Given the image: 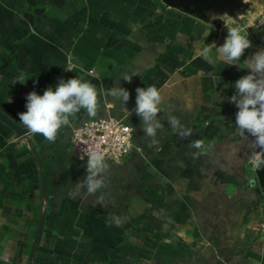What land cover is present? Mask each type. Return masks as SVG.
Returning <instances> with one entry per match:
<instances>
[{
  "label": "crops",
  "instance_id": "crops-1",
  "mask_svg": "<svg viewBox=\"0 0 264 264\" xmlns=\"http://www.w3.org/2000/svg\"><path fill=\"white\" fill-rule=\"evenodd\" d=\"M252 1L241 18L264 14V0ZM234 22L163 0H0V110L23 126L32 91L77 76L98 89L95 115L81 110L54 142L29 133L39 160L0 118V264H264V196L248 160L264 148L236 128L231 102L250 70L199 55ZM244 30L252 46L241 61L264 48V28ZM21 73L25 83H14ZM117 82L130 116L105 94ZM152 85L162 95L156 143L134 111L136 89ZM105 117L131 125L137 148L122 163L106 159L104 187L88 194L76 188L87 159L74 156L73 131Z\"/></svg>",
  "mask_w": 264,
  "mask_h": 264
},
{
  "label": "clouds",
  "instance_id": "clouds-1",
  "mask_svg": "<svg viewBox=\"0 0 264 264\" xmlns=\"http://www.w3.org/2000/svg\"><path fill=\"white\" fill-rule=\"evenodd\" d=\"M210 33H205V37ZM252 46L248 35L242 34L240 29L231 27L227 29L225 42L217 46L215 42L207 43L203 46L199 55L207 62L216 60L227 66H233L241 62L250 70V74L244 75L235 81V94L231 97V102L236 105L239 111L235 116L236 128L241 133H247L254 137V145L264 148V48L258 49L248 59L241 61L245 50ZM124 74L122 78L131 82L133 76ZM25 75L21 73L16 81L25 83ZM135 113L140 118L142 129L146 137L156 143L155 137L158 130L163 128V124L158 118L162 111L161 91L154 85L148 87H138L136 89ZM106 95L111 96L116 101H120L124 106V112L130 116L132 113L126 107L129 100V91L119 86L107 89ZM26 111L19 113V120L31 134H39L48 142H54L62 127L70 123V118H75L81 110H85L88 115L94 116L98 103V89L91 81L74 77L67 80L60 79L58 84L49 86L43 95L32 91L26 96ZM168 124L176 129L179 121L175 116L168 117ZM182 135L189 133L183 132ZM190 147L200 149L201 141H193ZM195 155V153H194ZM253 166L257 169L264 166V160L256 158ZM108 165L103 152L92 150L87 153L86 172L87 175L82 181L76 183V188L86 189L88 194H95L104 187L103 173Z\"/></svg>",
  "mask_w": 264,
  "mask_h": 264
},
{
  "label": "built area",
  "instance_id": "built-area-1",
  "mask_svg": "<svg viewBox=\"0 0 264 264\" xmlns=\"http://www.w3.org/2000/svg\"><path fill=\"white\" fill-rule=\"evenodd\" d=\"M248 20L252 25L261 27L264 25V14L248 17ZM136 148L133 127L121 118L87 119L73 131L72 152L79 159H87V153L99 150L103 152L105 160L122 163ZM262 151L260 149L250 157L252 166L256 158L262 159Z\"/></svg>",
  "mask_w": 264,
  "mask_h": 264
},
{
  "label": "water",
  "instance_id": "water-1",
  "mask_svg": "<svg viewBox=\"0 0 264 264\" xmlns=\"http://www.w3.org/2000/svg\"><path fill=\"white\" fill-rule=\"evenodd\" d=\"M167 5L170 7L182 9L189 13H196L194 6L198 3H202L205 5H211L214 4L218 7H226V12L230 17H233L235 20L240 21V16L243 14H246L248 11L249 3L241 2L239 3L238 0H163ZM238 7L237 9H234ZM0 118L5 121L15 132L16 135L20 138H27V142L31 146V150L36 156V158L39 160V157L37 155V152L35 148L32 146V140L29 138V132L28 130L21 126L17 121L12 119L10 116H8L5 112L0 110ZM262 160H264V149L262 151ZM41 167V178H42V185L45 191V175L43 171L42 164L40 163ZM254 181L258 184L263 196H264V166H261V168L257 169L255 171V179ZM264 220V215H263ZM45 222V213H43L38 231H37V239L39 240L42 234L43 226Z\"/></svg>",
  "mask_w": 264,
  "mask_h": 264
},
{
  "label": "rangeland",
  "instance_id": "rangeland-1",
  "mask_svg": "<svg viewBox=\"0 0 264 264\" xmlns=\"http://www.w3.org/2000/svg\"><path fill=\"white\" fill-rule=\"evenodd\" d=\"M248 3H249V6H248V9H247L248 11L246 12V14L247 13L249 14L250 12H254V10H255V3L252 0H248ZM241 17L242 16H240V21L235 20L236 22H234V26H236V28L239 27V29H241V30L245 29L244 31H250V30L255 31V30L264 28V25L261 26V27H256V26L252 25V22H250L248 20V17H245V16L243 18H241ZM251 18H254V17L252 16ZM240 22H241L243 27L240 26ZM249 168L255 174L256 170L251 165V163H249ZM263 215H264V206H263V209H262V218H261V220L264 223Z\"/></svg>",
  "mask_w": 264,
  "mask_h": 264
},
{
  "label": "flooded vegetation",
  "instance_id": "flooded-vegetation-1",
  "mask_svg": "<svg viewBox=\"0 0 264 264\" xmlns=\"http://www.w3.org/2000/svg\"><path fill=\"white\" fill-rule=\"evenodd\" d=\"M239 3L242 2V0H238ZM238 7L234 8V9H237ZM194 9L197 13H200V14H203L205 16L209 15V13L211 12H218V11H225L226 10V7H218L214 4H211V5H205V4H202V3H198L196 4V6H194Z\"/></svg>",
  "mask_w": 264,
  "mask_h": 264
},
{
  "label": "trees",
  "instance_id": "trees-1",
  "mask_svg": "<svg viewBox=\"0 0 264 264\" xmlns=\"http://www.w3.org/2000/svg\"><path fill=\"white\" fill-rule=\"evenodd\" d=\"M258 150H260V149H257V150H255V151H253L252 153H251V155L249 156V159H250V157L256 152V151H258ZM248 159V160H249ZM250 178H253L254 176H255V174L250 170ZM258 185V184H257ZM257 187H259V186H257ZM260 189V188H259Z\"/></svg>",
  "mask_w": 264,
  "mask_h": 264
}]
</instances>
